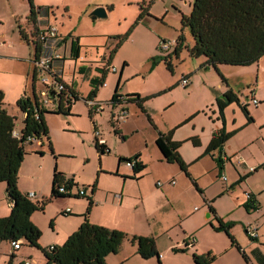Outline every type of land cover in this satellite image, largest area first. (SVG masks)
Listing matches in <instances>:
<instances>
[{
    "label": "rangeland",
    "instance_id": "obj_1",
    "mask_svg": "<svg viewBox=\"0 0 264 264\" xmlns=\"http://www.w3.org/2000/svg\"><path fill=\"white\" fill-rule=\"evenodd\" d=\"M37 1L44 4L36 5L41 9L51 8L54 12L52 23L62 33L73 32L74 35L72 36L74 38H80L83 41V48L88 51L85 54L87 56L86 64L88 68L91 67V71L87 75L77 77L76 86L80 90L81 98L74 105V115L47 114L50 139L55 153H52L47 138L43 140V145L38 140L26 146L28 154L19 171L18 187L28 195L34 192L35 197L33 199L36 202L50 196L56 166L67 178H75L77 185L71 190L72 194L85 190L87 196L93 197L92 188L94 184L99 188L102 187L113 192L119 190L120 192L127 176L119 173L118 165L121 166L120 172H131L132 174L134 171L131 167H127V160L119 164V158H130V154L134 149H142L146 154V140L149 142L148 154L152 156L153 146H151V140L155 134L158 135L157 130L167 133L178 127L180 133L185 132L184 134H187L186 131L188 129L190 131L192 126L184 124L185 119L182 118L186 114L193 116L191 121L201 124V128L202 124H205L208 128L212 118L219 117L216 98L223 97V90L228 88L227 83L234 88L235 93L240 98V103L248 105L247 108L253 118H257L258 122L264 121V56L259 62L247 66L221 64L219 65L221 74L213 66L204 68L202 66L205 63L204 56L195 58L190 55L188 47L193 46L195 40L190 29L182 24V14L191 12L193 0ZM110 6H113V8H109ZM142 6L149 7L150 15H146L135 25L130 38L113 54L112 65H110L116 67L118 72H110L107 75L109 86L101 89L100 93L102 101L110 98L112 92L115 91L120 73H122L121 90H139L140 93L149 97L145 108L152 121L138 105L132 106L128 121L136 127V130L129 133L128 139H123L120 134L115 132L110 120L113 111L112 105L106 106L104 113H95L91 117L88 114L86 97L93 89L92 80L95 79L94 76L101 72V69L110 59V54L117 41L115 37L125 34L132 28L142 11ZM97 7L106 8V18L97 20L91 18L92 11ZM29 8L27 0H0V52L33 53L32 46L22 42L19 27L22 26L28 29L27 14ZM179 36H184V44L179 56L174 53L175 47L170 51H162L161 43L163 40L173 41ZM67 54L69 55V52ZM169 55H171L172 69L166 65L164 60H161L155 67L153 66L155 57L164 58ZM23 67L19 62H14L8 58H0V74H2L1 71L8 73V76L0 77V80L4 82L2 84L7 90L5 102L10 110L14 98L20 90L21 74H24ZM97 67L100 68V71L96 69ZM222 75L227 81L223 80ZM100 77H102V72ZM183 77L190 79V84L186 87L181 84ZM32 84V80L26 83L21 97L28 95L34 98ZM35 84L38 86L39 91L43 88V84L39 80ZM220 84L223 85V88L219 86ZM27 86L29 87L26 92L24 90ZM88 91L89 93L84 97ZM254 92L259 104L253 102ZM48 108L56 109V106L48 105ZM95 116L98 118L97 121L94 119ZM225 118L229 126L233 125L234 120L237 124L249 121L242 106L237 102L229 105ZM220 123L223 125L222 120ZM21 124L22 122L19 120L17 128ZM169 127L172 129L169 130ZM252 127L254 128L250 126L247 130L239 132L234 142L241 141L247 131L251 134L255 130L264 129V126L261 127V125ZM201 128L199 132H202ZM97 130L101 133V137L109 143L110 151L107 153L100 154L96 148L95 132ZM187 143L186 146L189 145ZM190 145L193 147L191 143ZM154 147L158 149L156 145ZM261 147H264V140H258V142L255 140L250 149L259 154ZM41 151L44 154H41ZM148 163L149 168L144 175H140L141 178L139 179H131L132 182L127 184L130 189H135L139 184L144 191L148 192L151 189L162 187L156 185L158 181L166 183V177L171 172H164L163 169L160 170L159 168L161 167L160 164L165 162L158 161L155 157H149ZM187 164L189 165V163ZM165 165L170 164H164L163 166ZM102 166L105 169H101ZM177 167L180 168L178 164ZM144 170L138 172V174H141ZM174 178L177 183L180 182L179 178ZM210 180L211 177L206 176L202 179V182L204 184ZM193 184L191 187L196 192V186L194 187ZM6 188L7 183L0 182V216L10 214L8 206L10 198ZM202 190L204 192V189ZM69 200H85L86 202L88 199L86 197L77 199L74 196L53 199L47 203L43 211L38 210L33 213L32 221L42 231L39 240L42 248L50 249L54 243L55 245L64 243L61 240V233L70 228L71 221L68 219L69 216L63 213V210L70 206ZM195 206L199 208L201 203L196 202ZM87 208L88 201L86 211ZM167 208L166 206L161 212L170 211ZM168 222H170V218L164 217L162 224L165 225ZM181 235H183V231L179 226L175 227L170 234L165 231L158 236L159 246L162 250H165L171 240L180 242ZM22 241V247L14 252L11 241L4 240L0 242V264H21L25 260H35L36 264H47L42 249L30 245L25 239ZM122 249L123 247L121 251H123ZM12 252L14 257H11ZM119 255L111 254L109 260L116 261L119 259ZM153 261L158 264L156 257ZM129 264L137 263L132 259ZM171 264H174V261H171Z\"/></svg>",
    "mask_w": 264,
    "mask_h": 264
},
{
    "label": "crops",
    "instance_id": "obj_2",
    "mask_svg": "<svg viewBox=\"0 0 264 264\" xmlns=\"http://www.w3.org/2000/svg\"><path fill=\"white\" fill-rule=\"evenodd\" d=\"M34 1L36 5H44L40 4L37 0ZM42 11L43 12L40 14L42 17L40 20V27L55 25L52 23V15L54 12H52L51 8L45 7L42 9ZM27 23L29 25V27H27L28 29H25V27L22 28L25 35L27 36L28 41H24L22 39V42H26L28 46L31 45L33 48V53L29 52L28 54H19L9 51L0 52V58H8L14 62H19L21 63V66H24V74H21L20 90L17 92V95L14 98L11 110L7 108L6 102L4 105V108H6L11 115L17 117V124L19 120L22 122L25 118V114L19 109L17 101L24 93L23 87L26 85V83L31 82V80L33 83V75L36 73L34 59L36 57L35 52L37 47V29H35L31 25L32 23H29L28 20ZM58 32V35L64 38L63 42L55 49L64 57V60L58 63V65L60 64L61 78L66 84L72 86L74 90L81 96L80 90L76 86L77 77L87 75L91 71V67L88 68V65L86 64L87 56L85 54H87L88 51L87 49L83 48V41L80 40V38L78 39L72 36L74 35L73 32L62 33V31L59 29ZM75 42L78 43L79 47L77 56H75L73 53V43ZM68 52L69 55L67 54ZM203 58L204 61H206V57ZM111 60L109 59L107 63L111 64ZM96 69L100 71V68L97 67ZM103 69L104 67L101 69V72ZM1 72L2 74H0V77L8 76V73L4 71ZM101 72L97 74L98 76H94L96 80H100L103 77V72L102 77H100ZM110 72L112 71H108L106 73L104 77V79H106L105 83L99 86L97 96L94 98L96 102L105 104L103 110L101 111L102 113L105 112L107 108L106 106L110 105L109 102L111 101L114 93L112 90L113 92L110 98L106 99V101L101 100V89L109 86L107 82V75ZM120 75H122V73H120ZM2 83L4 82L0 80V89L5 92L6 101L7 90ZM34 85L35 93L38 96L40 92L39 88L36 84ZM226 85L228 88L223 90L224 93L229 90H232L235 93L234 88H232L229 83ZM219 86L223 88L222 84ZM28 87L29 86H27L26 90L24 91L27 92ZM89 91L86 92L84 97H86ZM119 93L123 95L138 93L143 97L146 96V94L140 93L139 90L123 91L121 88L119 89ZM255 95L256 93L254 92L253 97H255ZM77 101L72 105V114L67 116L74 115L75 112L73 109ZM145 104L146 102L144 105ZM135 105L137 104L130 103L129 109L131 110V107ZM87 107L88 114H90V107L88 105ZM227 108L225 110V117ZM47 109L54 110L55 108ZM97 113L101 114L99 112ZM214 113L216 112L214 111ZM192 117L193 116L186 114V116L182 118L185 119L184 124L192 126L191 130L189 131L188 129L186 131L187 134H184L185 132L180 133L177 127L173 130V139L175 141L183 142L179 148V152L184 161L189 163V172L191 176L197 181L198 186L201 189H204V192L203 190L200 192L196 188V193L191 187L193 184L192 179L188 177L181 168L177 167L176 163H168L167 161L163 160L159 148L157 147L158 149H156L154 147L156 145L157 138V134H155L151 140V146H153L151 151L152 156H149L147 151L149 148V142L147 140L145 141L146 154L142 149H134L130 154L131 156L140 154L139 161L145 164V170L143 169L144 171L141 174H138L132 168L134 171L132 176L131 172H120L121 166L118 165L119 173H123V175L127 176L120 192L119 190H117L118 192H113L109 189L97 187L95 193L93 194L94 205L88 216L89 220L95 224L125 231L130 235L156 237L157 248L160 252V257L163 264H171V261H174V264H196L192 255L194 252L199 254L212 252L216 257L214 262L215 264H264V147H261V152L259 154L250 149L251 144L255 140H257V142L258 140H264V129H261L260 131H256L254 129L255 131H253L251 134H249L247 131L241 141L234 142L239 132L247 130L250 128V126L251 128H254L252 127L254 125H261V127H263L264 121L258 122L257 118H254V121L252 122L246 121L237 124L236 120H234L233 125L229 126L226 119V131H236L235 134L225 143L221 151L216 150L211 154H207L206 149L210 141L212 140L213 136L223 127V125L220 123L221 120L219 121V117L215 116L210 121L211 123L208 128L205 124H202L201 128V124L199 125L195 121H191ZM94 119L95 121L98 120L96 116ZM46 120L48 122L47 114ZM110 120L112 125L115 126L116 124L112 118ZM94 124L96 125V123ZM122 125L116 126L121 131V134L125 135L128 139L129 133H133V131L136 130V127L132 125L130 121ZM21 127L22 124L20 125L19 129ZM200 128L202 132H199ZM170 129L172 128L169 127V130ZM45 138L46 137L39 140L41 145L44 144L43 140ZM192 138H196L199 141V144H195L192 141ZM187 142H190L193 147H191L190 143ZM186 143L189 145L186 146ZM105 144L109 147L107 140ZM218 156H222L224 160L222 170H220L216 159ZM149 157H155L158 161L165 162L164 164H170L165 165L167 167L163 166L164 164H160L161 167H159L160 170L163 169L162 171L164 172H171V174L166 177V183H163L162 187L159 188L160 190L151 189L146 192L139 184L135 189H130L127 184L132 182L131 179L141 178L140 175H144L145 171L148 170ZM119 164H121V162H119ZM252 168H254V170H251ZM101 169H105L104 166H102ZM206 176H210L211 180L203 184L202 179H204ZM174 177L179 178L180 182L177 183ZM224 177H226V180ZM173 180L175 183L171 184V181ZM193 186L195 187L194 184ZM248 195H251L253 198V201L256 205L254 209H247L246 207V204L249 200ZM33 198L32 200H34ZM87 201L69 200L70 206H67L66 209L70 208V212H65L66 209L63 210V213L66 216H69L68 219H70L71 223L70 228L64 230L61 233L62 243L65 242L67 238L84 222L83 214L86 211ZM196 202L201 203L199 208L195 206ZM210 205L215 208L217 215L221 217L225 223L232 221L235 223L231 229V233L234 236L237 245L232 243L231 238L226 232L218 231L214 228V226L218 225V221L215 215L211 213ZM8 206L10 212L12 203L9 202ZM166 206L170 211H166L164 213L161 212ZM166 216L170 218V222L163 225L162 222ZM177 226L182 228L183 231V235H181V241L178 242V240H175L173 242L171 240L168 248L162 250V248L159 246L158 236L165 231L169 234L172 233L174 228ZM248 227H253L256 229V238L250 237L247 232ZM191 235L195 236L196 243L193 247L188 248L189 251H173L174 247L184 248L185 239ZM53 245H55V243L52 244L51 247H53ZM237 246L241 247L245 253V256ZM122 247L123 251H119L118 254H120V257L118 260H109V255L107 256L106 261L108 264H129L132 259L137 264H156V262L153 261L155 257L150 259L142 258L137 253V246L133 245L130 241H125ZM12 250L13 252L16 251L13 248ZM29 262L30 264L37 263L35 260Z\"/></svg>",
    "mask_w": 264,
    "mask_h": 264
},
{
    "label": "trees",
    "instance_id": "obj_3",
    "mask_svg": "<svg viewBox=\"0 0 264 264\" xmlns=\"http://www.w3.org/2000/svg\"><path fill=\"white\" fill-rule=\"evenodd\" d=\"M30 6V11L27 16L29 23H36L37 10L41 9L36 6L34 0H27ZM153 1V0H151ZM146 3V2H144ZM109 8H113L110 6ZM146 15H150L149 7L142 6V11L139 14L132 28L125 34L115 37L117 39L114 48L110 54V60L114 53L123 45L130 37L134 27ZM182 24L190 29V32L195 40L192 47H188L192 57H206L204 68L213 66L219 73V65L247 66L259 62L264 56V0H193L192 10L189 14H182ZM20 27V35L24 41H28L22 26ZM177 45L174 49L176 56H179L183 44L184 36H179ZM40 47H36L35 56H38ZM78 43H73V53L78 55ZM153 66L155 67L160 61L164 60L166 65L172 69L171 55L168 57H155ZM103 77L100 80H92L93 89L89 93L87 100L94 99L97 96L99 86L105 83V75L108 72L103 69ZM221 74V73H220ZM224 81L227 79L222 75ZM62 80V79H61ZM37 81L36 73L33 75V90L34 98L25 95L18 99L17 105L25 114L22 121V127L17 128V117L11 115L5 105V92L0 89V182L7 183V194L12 203L11 211L8 216H0V242L7 240L25 239L30 245L42 249L47 264H108L106 258L110 254H118L125 241H130L137 246V253L144 259L156 257L159 264H163L160 257V252L157 248L156 239L153 236L130 235L129 233L113 229L99 224L92 223L89 220V214L94 205L92 196L80 195L79 193L72 194L71 190L77 185L75 178H67L63 172H60L57 166L54 169L51 194L42 201L36 202L23 193L18 187V177L20 168L28 154L26 149L27 144L33 143L31 140L35 138L41 140L46 137L49 140V147L54 154L53 144L50 139V129L46 120V114L56 113L71 115L72 105L81 98L74 88L65 83L66 90L60 94L58 108L55 110L44 109L40 106L38 96L35 93V83ZM121 75L113 93L111 102L115 103L120 97ZM129 97L127 102L137 104L144 111L149 120L152 121L150 114L145 108L144 103L149 99L148 96H141L138 93L127 94ZM75 99L74 102L71 100ZM86 100V101H87ZM219 109V118L223 121V127L213 136L210 141L206 153L211 154L216 150H222L225 143L235 134L236 131H226L225 110L233 102L240 104L247 115L249 122L254 121L253 116L247 108V104H241L239 96L232 90L224 93L223 97L216 99ZM95 111L90 108V116L93 117ZM114 126V125H113ZM156 128V127H155ZM19 129V130H18ZM157 129V128H156ZM18 131L15 135L14 131ZM117 134H120L123 139H127L121 134L118 127L114 126ZM156 145L159 148L163 160L168 163H176L190 177L196 188L202 192L197 181L189 172V165L184 161L179 152L182 145L181 141L173 139V130L164 133L158 131ZM195 144H199L196 138H192ZM97 150L100 154L110 151L106 144H100L98 140L95 142ZM41 154H44L42 151ZM140 154L131 156L130 158L120 157L119 162L137 159L134 166L136 173L142 171L146 166L139 161ZM220 170L223 169L224 160L222 156L217 158ZM65 188L66 191H60V188ZM97 189L96 184L92 188V194ZM86 197L88 199V208L84 214L85 220L74 231L67 240L61 245H53L50 249L42 248L39 240L42 236V231L32 221V215L38 210H44L47 203L57 198L64 197ZM247 209L256 207L253 198L248 200ZM210 211L218 221V225L214 228L218 231H224L231 238L234 245H237L231 229L234 222L225 223L216 213L215 208L210 205ZM238 249L245 256L241 247ZM174 252H186L188 248H173ZM193 259L196 264H215V255L212 252L199 254L194 252ZM14 257V254H11ZM23 264V263H21Z\"/></svg>",
    "mask_w": 264,
    "mask_h": 264
},
{
    "label": "built area",
    "instance_id": "obj_4",
    "mask_svg": "<svg viewBox=\"0 0 264 264\" xmlns=\"http://www.w3.org/2000/svg\"><path fill=\"white\" fill-rule=\"evenodd\" d=\"M42 9L37 10L36 14V23L31 24L36 30L37 36H36V43L37 46L40 47V50L38 51V56L35 57L34 63L36 67V78L37 81L39 80L43 84L42 90H40L38 94V100L40 103V106L44 109L48 108V105H55L56 109L59 105L60 100V94L66 90L65 83L63 80H61V69L59 62H62L64 60V57L62 54L58 53L55 49L57 46H59L64 38L58 35V27L55 25H47L40 27V20H41V13ZM177 41H166L163 40L161 43V49L162 51H170L173 47H176ZM104 69L107 71L116 72L117 68L114 66H111L110 64L104 65ZM36 81V82H37ZM181 84L186 87L190 84V79L188 77H183L181 80ZM127 99H129L128 96L121 94L118 98V101L113 103L109 102V104L112 105L113 108V114H112V120L115 122L116 125L125 124L128 122L130 117V109H129V102H127ZM253 102L255 104H259V101L252 97ZM72 102L75 101V99L72 98ZM88 106L92 108L95 113L101 112L104 108V104L100 102H96L94 99H89L86 101ZM15 135H18V131H14ZM97 140L100 144H105V139L101 137V133L97 130L95 132ZM33 142L38 141L35 138L31 139ZM137 163V159L132 158L130 160H127L126 164L128 167L134 168V166ZM251 170H254L252 168ZM226 180V177H224ZM175 181H171V184H174ZM158 186H162L163 183L158 181ZM60 191L64 192L66 191L65 188L61 187ZM72 193V192H71ZM80 195H87L85 190H80L78 192ZM30 198L35 197V194L32 192L29 194ZM251 198V195H248V199ZM65 212H70V208L66 209ZM247 232L252 238L257 237V231L253 227H248ZM196 243L195 236L191 235L188 236L184 241V246L186 248L193 247ZM12 248L14 250H18L22 247L23 241L22 239L19 240H12L11 241ZM23 264H30L29 261L25 260L23 261Z\"/></svg>",
    "mask_w": 264,
    "mask_h": 264
},
{
    "label": "water",
    "instance_id": "obj_5",
    "mask_svg": "<svg viewBox=\"0 0 264 264\" xmlns=\"http://www.w3.org/2000/svg\"><path fill=\"white\" fill-rule=\"evenodd\" d=\"M106 17H107V10L104 7H97L91 13V18L93 20H96L99 18H106Z\"/></svg>",
    "mask_w": 264,
    "mask_h": 264
}]
</instances>
